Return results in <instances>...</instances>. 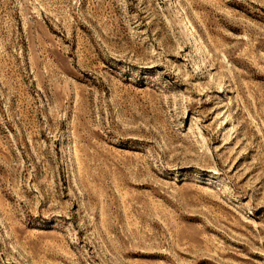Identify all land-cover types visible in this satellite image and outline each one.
Masks as SVG:
<instances>
[{"label":"rangeland","instance_id":"obj_1","mask_svg":"<svg viewBox=\"0 0 264 264\" xmlns=\"http://www.w3.org/2000/svg\"><path fill=\"white\" fill-rule=\"evenodd\" d=\"M0 264H264V0H0Z\"/></svg>","mask_w":264,"mask_h":264}]
</instances>
